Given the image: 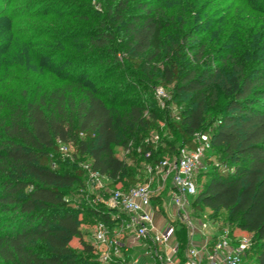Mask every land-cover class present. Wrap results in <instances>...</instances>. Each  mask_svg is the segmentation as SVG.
Wrapping results in <instances>:
<instances>
[{"label": "trees", "instance_id": "obj_1", "mask_svg": "<svg viewBox=\"0 0 264 264\" xmlns=\"http://www.w3.org/2000/svg\"><path fill=\"white\" fill-rule=\"evenodd\" d=\"M0 19V264H119L82 240L80 209L108 231L125 219L69 204L86 178L80 163L126 191L212 123L221 167L196 174L190 209L212 221L224 212L222 227L251 236L245 263L264 264V0H0ZM17 43L33 56L9 64ZM158 123L173 140L145 142ZM59 145L75 167L61 169ZM165 196L152 200L158 212ZM172 226L182 264L186 228Z\"/></svg>", "mask_w": 264, "mask_h": 264}, {"label": "built area", "instance_id": "obj_2", "mask_svg": "<svg viewBox=\"0 0 264 264\" xmlns=\"http://www.w3.org/2000/svg\"><path fill=\"white\" fill-rule=\"evenodd\" d=\"M154 96L158 100L167 98L164 90L159 87L154 89ZM156 141L157 138L153 137L152 142ZM192 143V148H181L176 159H164L153 165H145L143 182L135 184L126 191L107 190L108 196L104 203L107 208L125 215L126 219L120 224V229L123 232L131 235L135 241L149 239L153 245L165 249L164 255L157 251L152 252L154 253L153 264L157 262L159 264H174L177 254L176 245L168 246L167 244L173 238L172 223L176 221L185 226L187 233L185 260L182 264H245V253L248 251L251 241L248 238L229 233L226 227L213 230L214 235L211 236V243V239H208V242H204L201 247L192 245L194 237H207L208 233V221L195 224L189 214L190 199L196 193L195 176L201 168L204 153L209 149L208 134L195 133L192 136ZM58 149L61 154L68 156L72 152L70 146L59 145ZM144 157L148 158L149 152L145 153ZM80 168L84 171L86 180L91 187L103 189L105 177L93 171L90 164H80ZM167 181H169L170 187L162 199L161 208L166 207L173 210V221L168 222L158 232L153 224V215L158 211L152 200L164 192ZM96 200L102 201L99 196H96ZM105 229L99 224L93 235L95 243L99 247L105 248L99 261L105 263L111 261L112 258H117L119 264H127L119 256L120 250L124 246L115 240H107Z\"/></svg>", "mask_w": 264, "mask_h": 264}, {"label": "rangeland", "instance_id": "obj_3", "mask_svg": "<svg viewBox=\"0 0 264 264\" xmlns=\"http://www.w3.org/2000/svg\"><path fill=\"white\" fill-rule=\"evenodd\" d=\"M7 25H8L7 20L0 19V32H2L7 27ZM1 40L3 41V39H1ZM10 52H11L10 58L7 61V63H9V64L10 63H16L17 65H20V64H23V62L25 60H27V59H29L30 57L33 56L32 53L30 52V50L27 47H25V45H22L21 43H17L16 45L12 46ZM119 59H121V55H119ZM31 65L34 66V70L36 71L37 70V66H35L36 65V60L35 59H33ZM45 82L46 83H49V82L52 83V80H48V81L45 80ZM164 92L167 95V98H165L163 100H158V99L154 98L155 102H156L157 107L159 108V110L161 112H163V111L167 112L169 117H170V119H172V118L174 119L175 115H176L175 106L169 101L168 91L166 89H164ZM207 121H208V119H206V124H207ZM214 124L215 123L207 125L205 130H204V133L205 134H210ZM157 126H158V130L157 131H151L148 135H145V137L143 138V140L145 142H147V140H150L153 137H159V139H161L165 143L173 140L171 132L168 131L164 127L163 124L158 123ZM65 146H67V145H65ZM130 146L133 147V143H131ZM160 148H162V145H161ZM113 154L118 159H122V157H123V151L119 147L113 148ZM83 161H85V159ZM220 161L221 160L218 157V154H217V152L215 150H213V151L212 150L211 151L207 150L204 153V156H203V158L201 160V168L198 170L197 173H202V172H204L206 170L209 171V170H211L214 167L215 168L221 167ZM59 162H60L62 170H68L69 168H71V165L74 166V164H73L74 161L68 155L61 154L60 158H59ZM83 163L84 162H81L80 164H83ZM138 166L139 165H137V169H140ZM74 167H72V169ZM204 183H205V177H200L199 181H198V185H199L198 188L199 187L201 188ZM82 184H83L82 185L83 187H81L79 189L78 188L74 189V193L72 195L73 197L69 201V204L71 206L81 208V205H79V203L81 201L84 202L83 204H87V203L93 204V202H94V203L101 204L103 206V208L108 209L111 212H113V215L111 214V216H114V218H117L118 216H120V217H123L124 219H126L125 215H122L121 213H119V212H117L115 210H111V209L106 207L104 202H105V199L108 196L107 190H112L110 187H107V183L106 182H103V186H104L103 189L96 188V187H91L90 184L87 182L86 178H85V180H84V182ZM118 187H119V185H115L114 188L118 189ZM96 196H99L100 199H102V201H100V202L97 201L96 200ZM80 210H81V214L79 215V220H80V231H81V234H82V240L84 242H86L88 244H91V245H93L95 247L97 258L99 260L101 254L104 252L105 248L104 247H99L95 243V241L93 239V235L96 232L97 225L95 224V222L85 212H82L84 210H82V209H80ZM199 213L200 214L198 216V215L195 214L194 210L192 211L190 209V213H189L190 214V218L192 219V221L195 224H197L198 222H203L205 220L208 221V230H207L208 233L206 232L207 233L206 236L210 240L211 236L214 235V233H213L214 229L218 228V230H220L221 228H224V227H222V223H223V220H225L226 214L224 212H220L218 214L219 218H217V220H215V221H212V220H209L211 214H210V212L208 210L202 209ZM105 230H106V238H107V240H109V241L115 240L117 242H120V244H124V242H123L124 232H123V230L120 229V225L118 227H115L113 231H108L107 229H105ZM234 235L241 236V237H244V238H248L251 241V236L249 234H247V233L236 231V232H234ZM186 237H187V235H186ZM211 242H212V239L210 240V243ZM69 246L72 249L76 250V251L80 250L77 238H72V240L69 243ZM122 250H123V248H121L119 256L123 259V261L125 263H127V264L131 263V261L133 260V257L130 258L129 254L123 253ZM135 258H137V256H134V259ZM174 264H178L177 258L175 259ZM245 264H255V263H254V261L252 259L251 260L247 259Z\"/></svg>", "mask_w": 264, "mask_h": 264}, {"label": "crops", "instance_id": "obj_4", "mask_svg": "<svg viewBox=\"0 0 264 264\" xmlns=\"http://www.w3.org/2000/svg\"><path fill=\"white\" fill-rule=\"evenodd\" d=\"M170 184L169 181L165 184L164 191L167 192L169 190ZM173 221V210L168 208H162V212H155L153 215V224L156 231H161L168 222ZM175 223V222H173ZM172 223V224H173ZM208 237H194L192 245L195 247H201L204 242H208ZM124 246L122 252L129 254V257L133 260L131 263L135 264H153L154 258H153V251H157L159 254L164 255L166 253L165 249L161 246L153 245L152 242L149 239H144L140 241H135L134 238L129 235L128 233L124 232V239H123ZM168 246L175 245V239L171 238L168 241ZM134 256H137V258L134 259Z\"/></svg>", "mask_w": 264, "mask_h": 264}]
</instances>
